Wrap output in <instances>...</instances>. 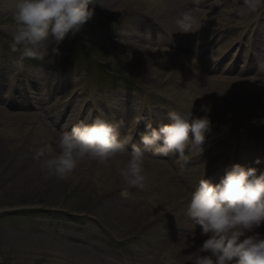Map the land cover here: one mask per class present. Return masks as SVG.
Here are the masks:
<instances>
[{
	"label": "rangeland",
	"instance_id": "rangeland-1",
	"mask_svg": "<svg viewBox=\"0 0 264 264\" xmlns=\"http://www.w3.org/2000/svg\"><path fill=\"white\" fill-rule=\"evenodd\" d=\"M134 1L154 2L158 7L126 5V2ZM184 1L188 3V11L194 9L201 17V29L195 33L175 34L159 27L161 22L154 21L155 29L150 31L152 41L144 42L139 40L141 37L137 33L148 30L139 25L148 20V15L153 17L152 13H164L163 0H120L115 4L112 0H94L90 6L94 10L93 18L77 36L65 39L59 48L61 55L53 65L38 61L31 64L26 59L23 70H18L16 60L19 52L12 51V42L11 45L6 43L10 37L0 32V83L8 85L7 89L0 90V108L3 114L35 119L28 123L20 138L8 144L10 146L4 150L5 154L0 160V264H189L180 250H172L169 245L172 244L173 234L182 231L177 226L181 208H177V202L163 205L155 202L150 183L130 187L122 181L117 171H110L95 162V165H80L73 177L66 181L55 179L51 182L46 176L35 183L37 173L33 169L39 165V150L46 144H54L59 132L70 131L73 126L58 120L61 106L66 103L61 104L58 98L77 87L83 94L79 95L81 101L89 105L86 120L95 118L120 123L121 135H131L133 144L140 143L144 130L141 123L139 126L133 123L139 108L148 110L141 113L143 118L146 116L145 121H153V116L161 114L166 120L164 122L172 123L169 110L175 105L151 90V87L169 89L173 85V80L170 81L172 76L165 71L161 74L160 71H148L140 64L139 58L143 55L139 57L141 55L135 52L130 53L124 48L127 44L137 43L142 48L166 52V55L171 52L170 67L171 64H179V58L189 56L191 61L214 72L209 74L221 79L222 84L238 80L239 77L264 83V59L259 57L260 60L248 65L244 63L247 57L245 51L236 66L229 65L232 63L230 58L221 66L216 64L219 50L228 41L232 42L245 34H248L246 43L251 41L252 31L237 30L231 35L224 33L225 26L242 19L234 12L242 0H200L199 3L194 1L195 4L191 0ZM256 17L260 18L255 21L258 23L256 31L264 33V8L256 13ZM164 18L161 20L166 22ZM121 33L125 35L119 42ZM216 35L218 39L213 38ZM213 39H216L214 44ZM87 51L93 55L94 65L83 58V53ZM39 63L43 67L40 68ZM59 64L63 68L61 65L56 67ZM98 64L102 65L99 71ZM88 66L92 69L88 70ZM48 68H54L55 72ZM196 70L199 74L197 67ZM246 70L251 73L240 75ZM256 73L260 78H256ZM111 80H116V85ZM24 81L29 84V89L23 84ZM34 82L45 88L43 91L38 88L40 93H55L56 97L41 106L37 101L38 93L31 92ZM55 86L63 89L57 94ZM93 94L97 103H94ZM45 95L43 99H46ZM91 97L93 103L89 104ZM23 100L33 102V106L24 108L21 104ZM137 101L141 103L137 104ZM205 103L212 107V129L206 136L204 151L197 155L194 167L200 165L204 172L207 163L216 164L223 159L218 154L224 149L229 157L225 159L224 167L230 166L232 160L243 165L259 160L260 163L253 168L258 172L264 171V158L259 159L264 155V120H261L264 119V109L258 101L249 95L243 98L231 95L223 100L228 107L223 109L211 95ZM104 104L108 107H103ZM102 110H107V114ZM6 120L0 117V136L4 125L8 127ZM254 120H258V125L252 123ZM155 127H159V124ZM42 128L50 129L46 136L48 141L35 142L33 134ZM219 138L223 142L217 152V148L209 143ZM6 145L0 144V150ZM192 157L191 154L187 159L180 160L175 156V162L178 161L184 171V168L192 165L188 162ZM100 177L109 178V184L98 187ZM197 183H188L186 193L194 191ZM110 211H128L131 214L128 220H120L116 216L115 220L109 221L105 214ZM82 251L91 255L83 256Z\"/></svg>",
	"mask_w": 264,
	"mask_h": 264
},
{
	"label": "clouds",
	"instance_id": "clouds-1",
	"mask_svg": "<svg viewBox=\"0 0 264 264\" xmlns=\"http://www.w3.org/2000/svg\"><path fill=\"white\" fill-rule=\"evenodd\" d=\"M93 3L94 0H0V32L10 37L12 51L19 52L17 69L23 70L26 59L53 65L65 39L77 36L93 18ZM261 8L264 0H242L234 12L244 18ZM175 25L177 33H195L201 29L202 19L190 9L175 20ZM137 34L144 42L152 41L150 31ZM124 35L120 34L119 42ZM151 90L175 105L169 111L172 123L153 127L149 121L140 135V144L156 156L172 154L180 160L193 152L201 154L212 129L211 105L204 103L197 108L195 102L203 97L182 89ZM145 110L138 109L139 114L133 118L135 125L141 122ZM120 128V123L97 119L59 132L54 144H46L38 152L41 171L47 177L66 181L84 161L105 167L115 164L125 184L142 186L147 180L148 157L144 148L131 143V135H121ZM184 215L193 229L192 239L185 244L186 248L195 249L187 257L192 264H264V171L236 164L217 184L200 179L198 187L188 192ZM197 228L202 238L199 244Z\"/></svg>",
	"mask_w": 264,
	"mask_h": 264
},
{
	"label": "bare ground",
	"instance_id": "bare-ground-1",
	"mask_svg": "<svg viewBox=\"0 0 264 264\" xmlns=\"http://www.w3.org/2000/svg\"><path fill=\"white\" fill-rule=\"evenodd\" d=\"M118 1H120V0H112V2L114 4L117 3ZM163 1L164 2L162 4V7L164 8L163 9L164 13H162V12L152 13L153 17L148 15V17H149L148 20H145L139 26L143 27V28H147L148 31H153L155 29L154 28L155 27L154 21L161 22L159 27L162 26L163 29L165 28V30H167V31L171 30V32L178 34L177 33L178 30H177L176 25H175V20L182 13L188 11V9H189L188 3L184 0H163ZM194 1L195 0H191L190 2L192 4H195ZM126 5H128V6H133V5L134 6H136V5L137 6H146L148 8L154 7V6L158 7V5L155 4L154 2L140 3V2L134 1V2H126ZM162 17L167 18V19L164 18L166 22H163L161 20ZM250 17H244V18L239 19V20L237 19L236 21H234L231 24L232 25L234 24L233 26L240 29L241 27H243L245 25L246 22H248V24H246L245 26L247 27V29H249V28L252 29L250 31H252L251 37L253 36L252 37L253 40L250 42V44L248 43L249 46L245 52L249 54V51L253 50L254 54L256 55V60H258L259 57L263 60L264 59V33H263V31H260V32H259V30L256 31L257 30L256 25L258 23L255 22L257 20H260V18L254 17L253 19H251V21H247L250 19ZM171 20H173V21H171ZM238 23H240V24H238ZM234 30H235V28L233 27V29L228 31L226 34L227 35L233 34ZM139 40L142 41V38H139ZM234 40L240 41V38H236ZM232 44L233 43H231V40L228 41L225 45L222 46V48L219 50V53L222 54L223 51L225 50L224 48H226V50L230 49V46ZM240 44H241V42H239V44L237 46L241 47ZM173 47H175V46H173ZM176 47H179V46H176ZM124 48L126 50H130L129 51L130 53L135 52L136 54L141 55L139 57H142V55H143V57H142L143 59L139 58L140 64L142 66H144L145 68H147L148 71H150V70L157 71V72L160 71V74L165 71L167 75L172 76L170 78V81L173 80L172 81L173 85H171L173 87L170 86L169 89L170 88L182 89L185 93H191L195 96L203 97L202 99H198L195 102L197 108L202 103H205L206 100H208L211 95H212V97H214L218 101L220 108H223V109H228V107L223 103V100L225 99V97L227 98L231 95H233V96L235 95V96H238V98H243V97H246L249 95L250 97L255 98L258 101L259 106L264 109V83H262V82H259V84H258V82H253L251 78L246 79V78L239 77L238 80L235 79L233 81L224 82V84H222L221 79L213 78L209 74L210 72L211 73H214V72L210 71L209 69H206L204 66H201L200 64H196L195 62L191 61L190 59H188L189 56L186 59H180L179 58L178 59L179 64L176 63L175 66L171 64V67H170L169 63L172 62L170 55H172V54L169 51H168L169 52L168 55H166L165 54L166 52L162 53L161 50L142 48L137 43L127 44L124 46ZM179 48H181V47H179ZM251 61H252V59H251ZM196 67L199 69V74L196 70ZM248 73H251V72L249 70L247 72L244 71V73H242V76L247 75ZM256 75H258V73H256ZM256 78H260V76L258 75V76H256ZM7 88H8V85L5 82L0 83V90L7 89ZM38 88L42 91L45 89V88H43V86L41 84H39V83L35 84V82H34V84L32 85V88H31V92L32 93H38L37 96H39V97L37 98V101L40 104H42L41 106H43V105L47 104L48 102H50L51 96L42 94L43 92L40 93L38 91ZM60 89H63V88H60ZM60 89H58L57 94L60 91ZM72 90H74V89H72ZM219 94H224V95L221 96ZM43 95H45L46 99H43V97H42ZM73 95H75V96L77 95L76 91H75V93H74V91H69V92L66 91L65 95H63L62 98H58V100L62 101L63 99L70 98ZM46 96L47 97L49 96V97L47 98ZM11 102L13 103V101H11ZM21 104L26 109L33 106V102H30L27 100H23V102ZM80 110H81V106H79V108L75 112H80ZM2 111L3 110H1V108H0V117L3 116L8 120V122H7L8 127H6V124H5L4 127L1 129L2 134L0 137L2 139H0V144H7V145L0 150V160H2V157L5 154L4 150H7L6 148L8 146H10L8 144H10L13 141L17 140L18 138H20L23 135V133L25 132L28 123L34 122V120H35L33 117H29V116H11V115L6 114V113L3 114L4 112H2ZM46 111H47V109H46ZM66 113H67V109H64L63 115L65 116ZM69 118H68L67 123L68 122L73 123L72 116ZM80 118H81V115L79 114L77 116V120H79ZM143 121H144V119H143ZM44 126L49 127L48 124L47 125L44 124ZM49 130H46V129L44 130L43 128L36 130L33 134L34 141L35 142H40V141L46 142V141H48L46 136H48L47 131H49ZM120 131H122V130H120ZM222 142H223L222 139L216 140V142H214V148H217V150H216L217 152L220 149ZM212 144H213V141H211L209 143V145H212ZM137 145L144 148V146L142 144H140L139 142L137 143ZM129 147H131V145H129ZM144 149H145L144 151L148 157L145 161V170H146L147 180L149 179L148 182H146L144 184L150 183L152 185V187L154 189V190H152L153 200L159 204L162 203V205L165 203L177 202V204H176L177 208L178 207L181 208L180 209V215L181 216L179 217V219L177 221V226L180 229H182V231H180V233L173 234V236L171 238L172 244H169L170 248L172 250L173 249L180 250L183 253V256H185V258H186L185 262L192 264V262L189 259H187V257H188V254L192 251H195V249L194 248H186L185 244L188 243V242H186L187 239L192 238L190 236H192L193 229H192L191 222L186 218L184 213H185L186 203H187V199H188V194L186 193V187H187L188 183H190V182H195V181L197 182L199 180L197 177L198 176L200 177L203 174V168L200 167V165L198 167L197 166L194 167V162H196V160L198 159L197 158L198 154H196L195 152L192 153V156H193L192 159L190 158V160H188L189 165H191V164L192 165L190 167L184 168L185 170L182 171L179 162L178 161L175 162L174 155L170 154L169 156H166V157L165 156H156L153 154L151 149H148V150H147V148H144ZM218 155L221 156V152ZM24 157H25V155H24ZM260 158H264V155L259 156V159ZM121 159L126 160L127 157H122ZM262 160L264 161V159H262ZM209 161H210V159L207 160V162H209ZM95 163L89 162V161H84L81 163V165L82 166H85L86 164L87 165H89V164L95 165ZM209 164L210 163H207L205 168ZM255 164L256 163H254V162L253 163L248 162V163H246V165H244V167L246 169L247 168H253L255 166ZM106 168H109L110 171H115V172L117 171V173H118V168L115 164L110 165ZM33 169H34V173H37L36 174L37 178L35 180V183H37V182L39 183L40 180H42L41 178L44 179L46 177V174L41 171L39 165L34 166ZM218 170L212 173V176L215 174V176H217V179L213 180L212 177L210 176L205 180L210 181L213 184H217V181H220L221 178L224 176V166L220 167ZM114 174L115 173H113V176H114ZM98 176L99 175H97L96 178ZM48 179L51 182L55 181V178L48 177ZM99 182L100 183H99L98 187L102 186V185L100 186V184H109V178L100 177ZM130 214H131V212H128V211H122V212L110 211L107 214H105V218L109 219V221H112V220L116 219V216H119L120 220H123V219L128 220L130 217ZM261 231H264V228H262ZM196 232H197L196 242H197V244H199L202 242V238L199 236V229L198 228H197ZM82 255L87 256V255H91V254L87 251L86 252L82 251Z\"/></svg>",
	"mask_w": 264,
	"mask_h": 264
}]
</instances>
